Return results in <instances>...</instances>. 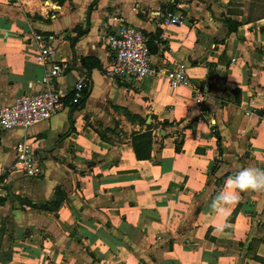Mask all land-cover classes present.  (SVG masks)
Instances as JSON below:
<instances>
[{
  "label": "crops",
  "instance_id": "crops-1",
  "mask_svg": "<svg viewBox=\"0 0 264 264\" xmlns=\"http://www.w3.org/2000/svg\"><path fill=\"white\" fill-rule=\"evenodd\" d=\"M119 21L147 33L153 64L184 62L201 101L164 76L108 75L103 36ZM33 33L68 64L65 105L0 129V264H264V191L210 207L229 175L264 168V0H0V104L41 88ZM80 75L89 88L73 103ZM145 131L137 158L131 137ZM25 133L35 175L15 162Z\"/></svg>",
  "mask_w": 264,
  "mask_h": 264
},
{
  "label": "built area",
  "instance_id": "built-area-1",
  "mask_svg": "<svg viewBox=\"0 0 264 264\" xmlns=\"http://www.w3.org/2000/svg\"><path fill=\"white\" fill-rule=\"evenodd\" d=\"M185 16L181 13L167 12V23L181 24ZM32 39L38 48L39 59L47 65L37 79L41 88L34 92H23L8 104H0V129L20 127L24 130L33 124L47 120L64 108L66 93L57 88V79L68 69L65 61L53 60L54 40L50 35L33 33ZM103 39L110 52L111 59L106 65L108 75L116 77H156L164 76L171 85L189 84L200 102L203 87L197 83H189L184 62L156 65L151 62L149 36L141 28L124 21H119L114 28H109ZM89 78L80 75L72 89V101L78 103L89 88ZM37 141L24 134L14 145L15 162L26 175H35L40 166L35 155Z\"/></svg>",
  "mask_w": 264,
  "mask_h": 264
},
{
  "label": "clouds",
  "instance_id": "clouds-1",
  "mask_svg": "<svg viewBox=\"0 0 264 264\" xmlns=\"http://www.w3.org/2000/svg\"><path fill=\"white\" fill-rule=\"evenodd\" d=\"M246 191H264V168L244 166L229 175L225 180L224 188L214 197L210 207L223 215L229 206L238 202L240 193ZM226 227V224H221L216 230L223 231Z\"/></svg>",
  "mask_w": 264,
  "mask_h": 264
},
{
  "label": "trees",
  "instance_id": "trees-1",
  "mask_svg": "<svg viewBox=\"0 0 264 264\" xmlns=\"http://www.w3.org/2000/svg\"><path fill=\"white\" fill-rule=\"evenodd\" d=\"M131 143H132L133 151L137 158H148L149 157L150 147H151L150 131L134 133L131 137Z\"/></svg>",
  "mask_w": 264,
  "mask_h": 264
},
{
  "label": "rangeland",
  "instance_id": "rangeland-1",
  "mask_svg": "<svg viewBox=\"0 0 264 264\" xmlns=\"http://www.w3.org/2000/svg\"><path fill=\"white\" fill-rule=\"evenodd\" d=\"M260 7L259 6H257V7H255V8H253V10L255 11V12H257L258 11V9H259ZM250 9V8H249Z\"/></svg>",
  "mask_w": 264,
  "mask_h": 264
},
{
  "label": "water",
  "instance_id": "water-1",
  "mask_svg": "<svg viewBox=\"0 0 264 264\" xmlns=\"http://www.w3.org/2000/svg\"><path fill=\"white\" fill-rule=\"evenodd\" d=\"M149 47H150V49H153V45L150 44Z\"/></svg>",
  "mask_w": 264,
  "mask_h": 264
}]
</instances>
